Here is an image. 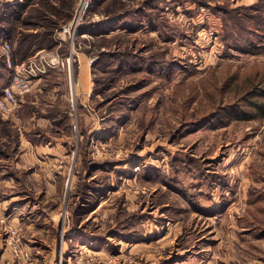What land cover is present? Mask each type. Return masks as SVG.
<instances>
[{
  "label": "rangeland",
  "instance_id": "1",
  "mask_svg": "<svg viewBox=\"0 0 264 264\" xmlns=\"http://www.w3.org/2000/svg\"><path fill=\"white\" fill-rule=\"evenodd\" d=\"M6 1L39 69L0 115V264H264V116L204 124L264 75L236 24L254 6L264 48V0H24L5 26Z\"/></svg>",
  "mask_w": 264,
  "mask_h": 264
},
{
  "label": "trees",
  "instance_id": "2",
  "mask_svg": "<svg viewBox=\"0 0 264 264\" xmlns=\"http://www.w3.org/2000/svg\"><path fill=\"white\" fill-rule=\"evenodd\" d=\"M197 3L198 5H202V6H210L209 3L206 2L205 0H198ZM25 4L22 5V8L18 12L19 15L16 17V19H21L22 11L24 10ZM250 8H254V6ZM250 8L245 15L248 21L242 20L240 23H236L247 33V37L245 36L241 38V40L245 41V43L238 42L239 45L237 49L242 53H247V54L255 53L256 50L264 49L260 47L258 48L257 46L259 45H257L256 41L254 40L255 36H257L256 28L253 26L249 27V23H253L256 18L253 12H251ZM41 15L39 16V18L48 19V16L46 14L42 16ZM146 16L147 18L150 17V15L148 14ZM116 20L118 21V19ZM124 26L125 25H123V27ZM129 29H132V31H134L137 29V27L131 26L129 27ZM35 34L29 35L28 33H25L24 36L22 37L20 41V45L18 46V49L21 52V58H22L21 60L28 59L36 53L38 48L31 49L30 43H32L33 41L29 40L30 39L29 36L32 37L35 36ZM103 54L101 55L103 56ZM9 80H10L9 71L6 68L4 59L0 56V89L5 87L9 83ZM253 81L251 82L252 83L251 85L250 84L248 85L249 87H247V89L243 92V94L237 96L235 99L227 102L224 105L218 106L213 111H211L210 115L208 116L209 119H207V121L204 124L212 120H216V121L218 120L219 122L226 124L227 122L233 120H253L259 117H263L264 116V75L258 78L256 81L254 82ZM24 107L26 109V112L27 111L30 112L32 109L36 108V106L31 102L24 103Z\"/></svg>",
  "mask_w": 264,
  "mask_h": 264
},
{
  "label": "built area",
  "instance_id": "3",
  "mask_svg": "<svg viewBox=\"0 0 264 264\" xmlns=\"http://www.w3.org/2000/svg\"><path fill=\"white\" fill-rule=\"evenodd\" d=\"M85 1L81 13L87 8ZM14 32L4 29L0 26V56L4 59L7 68L10 71L9 83L0 89V115L9 117L18 111L24 95L32 89V79L37 76L36 63L33 59L29 62L18 63L14 59ZM49 64V63H47ZM51 64L49 65H53Z\"/></svg>",
  "mask_w": 264,
  "mask_h": 264
},
{
  "label": "crops",
  "instance_id": "4",
  "mask_svg": "<svg viewBox=\"0 0 264 264\" xmlns=\"http://www.w3.org/2000/svg\"><path fill=\"white\" fill-rule=\"evenodd\" d=\"M6 3L7 4H5L4 19H3V24L5 26H7L9 23H11L13 21V17L22 8V5L24 4V0H7ZM40 51H42V50H40ZM24 98H25V96H24ZM24 98H23V100L25 101ZM26 101H27V99H26Z\"/></svg>",
  "mask_w": 264,
  "mask_h": 264
},
{
  "label": "bare ground",
  "instance_id": "5",
  "mask_svg": "<svg viewBox=\"0 0 264 264\" xmlns=\"http://www.w3.org/2000/svg\"><path fill=\"white\" fill-rule=\"evenodd\" d=\"M74 89V88H73Z\"/></svg>",
  "mask_w": 264,
  "mask_h": 264
}]
</instances>
